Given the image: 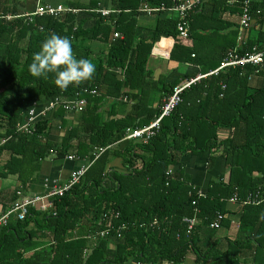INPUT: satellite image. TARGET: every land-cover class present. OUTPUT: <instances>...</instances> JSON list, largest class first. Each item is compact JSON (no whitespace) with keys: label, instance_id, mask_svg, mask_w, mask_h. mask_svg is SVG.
Masks as SVG:
<instances>
[{"label":"trees","instance_id":"1","mask_svg":"<svg viewBox=\"0 0 264 264\" xmlns=\"http://www.w3.org/2000/svg\"><path fill=\"white\" fill-rule=\"evenodd\" d=\"M8 1L0 0V180L14 176L16 185L11 197L0 194L2 212L11 209L16 192L39 195L26 194L38 183L42 161L74 156L85 165L99 149L104 152L79 184L45 201L50 202L45 210L29 207L21 220L11 214L7 225L0 227V264H124L128 259L181 264L189 251L203 264H240L238 248L243 246L252 249V264H262L264 69L252 75L251 66L219 67L230 54L264 51V0H248L252 24L243 31L240 15L247 0H196L183 15L175 4L186 0H110L108 15H102V0H72L66 4L71 12L57 18L35 17L29 25L24 19L6 20L7 15H17ZM161 5L164 10L151 16L142 11ZM141 16L153 18L151 28L139 26ZM179 23L188 28V38L178 36ZM53 32L69 36L77 57L95 63L92 79L62 90L54 73L47 77L30 73L34 54ZM166 38L173 42L169 59L196 70L173 82H158L160 95L154 107L148 96L152 80L147 64L153 46ZM86 42L102 45L103 51L93 57L94 48ZM214 70L216 75L182 93V102L147 144L119 145L128 130L144 128L160 115L162 101L178 84ZM92 90L97 94L90 95ZM74 96L84 98L87 105L74 113L75 123L59 142L48 139L52 127L48 114L32 128L21 127L35 100ZM110 99L109 110L132 103L131 110L111 119L112 113L102 110ZM50 113L67 122L63 108ZM221 131H228L225 139L220 138ZM198 154L208 156L209 168L219 158L224 163L225 172L212 179L203 194L180 166L181 157ZM115 158L121 159L124 171L111 166ZM233 198L248 201L237 235L225 249L218 250L217 242L202 254L196 247L199 233L210 229L217 214L225 215ZM244 216L253 220L248 223L247 217L243 222ZM184 218L196 220L191 230ZM224 223L223 218L220 227Z\"/></svg>","mask_w":264,"mask_h":264},{"label":"crops","instance_id":"2","mask_svg":"<svg viewBox=\"0 0 264 264\" xmlns=\"http://www.w3.org/2000/svg\"><path fill=\"white\" fill-rule=\"evenodd\" d=\"M72 0H9L8 6L15 7L16 10V16H20L19 19H24L22 16L26 13H32L34 10L39 6H62L63 8H66V4ZM100 5V3H99ZM102 5V6H101ZM102 10H108L111 11V4L110 0H102L101 4ZM12 16V15H10ZM18 19V18H16ZM12 19V20H16ZM7 20V19H6ZM27 21L26 19H24ZM153 18L148 17H139L138 24L141 27H147L151 28L153 25ZM27 25H29L27 23ZM147 30V29H146ZM87 46L91 45L93 49L92 56L96 57L97 54L101 53L103 51V46L99 45L97 43H83ZM173 47V42L171 39H163L156 43L153 46L150 60L147 64L148 70H150L151 73V80H152V87L150 90H148L149 95L155 96V98H159V89L160 85L158 82L160 81H168L173 82L185 73H192L196 70V67L188 65L185 68H182L178 65L177 62L171 61L169 59V54L171 52V49ZM118 72L117 74H119ZM120 77V74L118 75ZM112 99L108 100L106 103H103L102 110H107L110 114L111 119L124 117L130 110L132 103H126L127 105L116 107L113 110H109L108 108H111V101ZM157 100L154 102V107H157ZM127 101V99H124L123 102ZM36 103V111L42 110L46 105L47 101L41 98L40 100H35ZM111 104V105H109ZM125 104V103H124ZM115 114V116H114ZM48 121L51 122L52 127L50 129L48 139L53 142H59L61 137H63L65 129L67 127H71L75 123V115L74 113H65L62 118L66 119V126H63L64 124L61 122V118L57 116L55 113H48ZM143 128V127H142ZM132 130V129H131ZM220 138L225 139L228 135V131H221L220 132ZM124 139L120 141V146L124 145ZM122 144V145H121ZM208 156L204 154H198V155H187L180 158V166L184 171L190 175V178H192L193 185L195 187H198L203 194L207 188L210 185V181L212 179H216L218 176L222 175L224 171V163L221 158L217 160V162L214 164L212 168L208 167V164L206 163V160ZM77 159L73 161H68L65 159V157L62 156H54L51 157L45 161H42L41 167L38 170V183L35 185H31L28 189V194L26 195H33L35 193H39V195L44 194L43 186L46 184H50L53 181H55L57 184L62 185L65 183L72 171L80 168L85 161L79 160V162L76 161ZM111 166L118 170V171H124V168L121 167V159L115 158L112 160ZM227 172V171H226ZM0 194L3 196H7L8 198L11 197L10 190L13 189L16 185V177L9 176L7 179L0 180ZM244 203L242 202H228L225 206L226 213L223 215L224 217V224L216 231H212L207 228H203L202 232L199 233L198 240L196 242L197 248L200 250L202 254L204 252L210 250L211 247L218 244L216 247L218 250L221 248L225 249V244L227 241L232 242L235 238V236L238 233V229L240 224V220L243 214V207ZM248 217V218H247ZM251 222L253 219L249 216H244L243 222L246 221ZM249 228V226H248ZM247 246H243L239 249V263L240 264H252L253 256H252V249L248 250L246 249ZM256 250H254L255 252ZM204 258V257H203ZM202 258V260H203ZM259 261L264 264V258L262 256H259ZM124 264H139L134 262L132 259H128ZM181 264H203L201 260H199L195 254L194 251H189L186 255V258ZM208 264V263H204Z\"/></svg>","mask_w":264,"mask_h":264},{"label":"built area","instance_id":"3","mask_svg":"<svg viewBox=\"0 0 264 264\" xmlns=\"http://www.w3.org/2000/svg\"><path fill=\"white\" fill-rule=\"evenodd\" d=\"M177 3V2H176ZM197 3L196 0H186L184 2H180V4H175L176 9L179 10L182 15L186 11H191ZM248 3L249 1H245L243 3L242 13L240 15V26L241 31L246 30L247 28L251 27L252 19L249 14L248 10ZM193 7V8H192ZM164 5H161L157 8H148L143 7L142 11L147 15L151 16L153 12H161L164 10ZM64 12H71L68 8H63L62 6H39L37 7L34 12L32 13H26L22 17L26 19L28 24H31L34 21L35 17H42V16H48L57 18ZM184 12V13H183ZM109 11L104 10L102 11V15H108ZM20 18V16H10L7 15L6 19L7 21H10L12 19ZM178 36L182 39L188 38V28L185 24L179 23L178 27ZM251 66L253 68L252 75L257 74L261 68L264 69V51H257L255 48H253L250 52H245L241 56L237 55H229L228 59L224 61L219 69L223 68H234V67H246ZM218 73V70L210 71L207 74H198L192 79L186 80L180 84H178L174 91L170 96H168L166 99L162 101V105L160 106V115L150 122V124L144 128L141 129H132L128 130L124 136V141H137L139 144L145 145L147 144L154 136L157 134L161 127V122L164 118H167L171 115V113L175 110V108L182 102L181 95L182 93L190 88L192 85L199 82L201 79H204L208 76L216 75ZM252 75L249 79L252 78ZM97 93L95 90H92L90 92V95H96ZM87 105V101L84 98H78L77 96H74L72 98H68L67 100H59L56 99L54 101H48L47 105L39 111H36V103L33 102V104L29 107L27 110V114L24 117V123L21 124L22 128H32L37 121L46 116L48 113L56 111L58 108H63L67 113H79L82 112L84 107ZM103 149L98 150V154H95L94 160H96L101 153H103ZM77 159L74 156H68V161H73ZM93 160V161H94ZM92 161V162H93ZM92 162L87 163L85 165H82L78 170L72 171L70 174L68 180L62 184L60 187L54 186L55 181H53V186L51 189L46 187V191L44 192V196L40 195H33V197H27L23 196L22 193L16 192V199L10 204L11 209L7 213H3L1 206H0V227L6 226L7 222L11 216V214H16V217L21 220L24 219V217L28 214L29 207L33 208H40L44 209L50 205V202H45L49 198L52 197H61L66 192L70 191L75 185L79 184L82 178L84 177L87 169L90 167ZM202 196V195H201ZM230 202H238L236 198H233L230 200ZM248 202V201H247ZM247 202H242L244 204H247ZM40 205V206H39ZM192 205H195V202L192 203ZM222 214H217V218L209 224V228L212 230H218L220 228L221 220L223 219ZM184 222L188 223L189 230L192 229L194 224H196V220L184 218ZM102 235V232L100 233Z\"/></svg>","mask_w":264,"mask_h":264},{"label":"clouds","instance_id":"4","mask_svg":"<svg viewBox=\"0 0 264 264\" xmlns=\"http://www.w3.org/2000/svg\"><path fill=\"white\" fill-rule=\"evenodd\" d=\"M29 71L34 77H47L49 73H54L55 84L60 89L67 90L70 85L92 79L96 73V65L91 59L77 57L69 36L53 32L34 54Z\"/></svg>","mask_w":264,"mask_h":264},{"label":"rangeland","instance_id":"5","mask_svg":"<svg viewBox=\"0 0 264 264\" xmlns=\"http://www.w3.org/2000/svg\"><path fill=\"white\" fill-rule=\"evenodd\" d=\"M148 96H149L150 99H153L154 101L157 100V98H155V96H153V95H148ZM63 124H64V126L67 125V123H63ZM5 158H7V157H5Z\"/></svg>","mask_w":264,"mask_h":264}]
</instances>
